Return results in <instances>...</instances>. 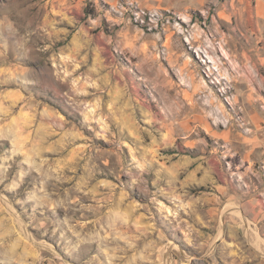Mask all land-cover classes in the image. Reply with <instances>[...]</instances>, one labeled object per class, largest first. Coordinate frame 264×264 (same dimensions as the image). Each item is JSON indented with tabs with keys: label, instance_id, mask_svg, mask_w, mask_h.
<instances>
[{
	"label": "rangeland",
	"instance_id": "obj_1",
	"mask_svg": "<svg viewBox=\"0 0 264 264\" xmlns=\"http://www.w3.org/2000/svg\"><path fill=\"white\" fill-rule=\"evenodd\" d=\"M230 1L0 0V264H264V18Z\"/></svg>",
	"mask_w": 264,
	"mask_h": 264
},
{
	"label": "crops",
	"instance_id": "obj_2",
	"mask_svg": "<svg viewBox=\"0 0 264 264\" xmlns=\"http://www.w3.org/2000/svg\"><path fill=\"white\" fill-rule=\"evenodd\" d=\"M243 1H244V6L240 7L238 11H242L245 15H248L251 13L253 15L255 14L256 16H260L264 18V0H256L255 6H252L250 4V0H243ZM230 2L231 4H233L234 0H231ZM262 32L264 35V27H262ZM263 48H264V45H263Z\"/></svg>",
	"mask_w": 264,
	"mask_h": 264
},
{
	"label": "bare ground",
	"instance_id": "obj_3",
	"mask_svg": "<svg viewBox=\"0 0 264 264\" xmlns=\"http://www.w3.org/2000/svg\"><path fill=\"white\" fill-rule=\"evenodd\" d=\"M193 86H194V85H193ZM81 87H82V86H81ZM193 88H194V87H193ZM195 90H196V89H195ZM193 92H194V91H193ZM244 223H245V225L250 226V223H249L248 221H244ZM248 226L246 227L247 229H249ZM247 229H246V230H247ZM168 253H169V252H168ZM168 253H167V255H166V258H167L166 261H167V263H170V262H169V255H168Z\"/></svg>",
	"mask_w": 264,
	"mask_h": 264
}]
</instances>
